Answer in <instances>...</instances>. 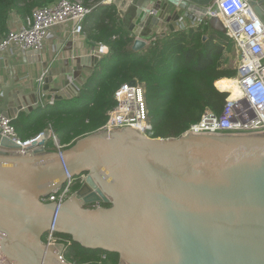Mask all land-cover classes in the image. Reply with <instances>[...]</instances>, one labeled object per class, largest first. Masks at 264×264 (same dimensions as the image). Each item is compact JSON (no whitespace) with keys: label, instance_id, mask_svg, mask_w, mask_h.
Listing matches in <instances>:
<instances>
[{"label":"water","instance_id":"95a60500","mask_svg":"<svg viewBox=\"0 0 264 264\" xmlns=\"http://www.w3.org/2000/svg\"><path fill=\"white\" fill-rule=\"evenodd\" d=\"M113 1L135 37L133 51L142 52L149 39L168 33L145 37V26L169 23L175 32L173 22L181 15L174 8L194 19L190 5L207 7L214 0ZM251 5L264 23V0ZM134 13L138 28L129 17ZM209 26L226 34L219 18L210 19ZM29 52L48 75L42 87L20 85L16 75L0 86V112L12 119L43 107L41 96L51 89L55 60L42 62L41 51L20 50L25 63ZM73 62V75L51 92L55 100L78 97L80 87L73 81L82 86L83 70L93 71L99 59ZM51 136L45 131L44 139H35L32 151L22 154L23 147L0 129V236L11 264H70L62 257L64 244H43L49 232L70 236L86 250L118 254L120 264H264V136L154 139L127 128L99 131L48 153ZM85 174L81 188L65 202H45L69 177Z\"/></svg>","mask_w":264,"mask_h":264},{"label":"trees","instance_id":"16d2710c","mask_svg":"<svg viewBox=\"0 0 264 264\" xmlns=\"http://www.w3.org/2000/svg\"><path fill=\"white\" fill-rule=\"evenodd\" d=\"M59 1L0 0V38L8 33L13 14L25 20L36 9ZM103 1L85 0L93 11L89 15L91 23L83 27V33L93 43L107 46L109 54L100 59L80 87L78 97L55 100L53 105L18 115L13 125L24 142L51 130L62 150H67L79 139L99 132L116 106V91L133 80L146 87L153 127L151 138H179L191 124L201 120L207 108L215 114L222 112L230 92L219 84L239 74L237 67L226 68L222 62L230 41L226 34L213 31L209 22L204 21L198 27L155 36L145 50L135 52L132 49L135 37L124 27L117 6L101 5ZM46 151H58L52 137L46 143ZM81 186L78 183L73 192ZM100 252L86 250L73 242L64 259L70 264H98L102 261ZM107 254L106 264L121 263L118 254Z\"/></svg>","mask_w":264,"mask_h":264},{"label":"built area","instance_id":"2783aa9c","mask_svg":"<svg viewBox=\"0 0 264 264\" xmlns=\"http://www.w3.org/2000/svg\"><path fill=\"white\" fill-rule=\"evenodd\" d=\"M252 0H214L207 7L190 5L189 12L194 16L195 25H189L188 18L181 15L177 21L176 30H187L189 26L198 27L204 21L219 18L226 29V36L236 45L237 54L242 55L238 60L239 74L236 78L238 92L226 99V104L220 114L207 108L200 121L190 125L185 134L206 136H264V23L259 18ZM113 0H105L101 5H110ZM178 10V9H177ZM93 9L85 5V0H60L48 7L36 9L32 17L25 19L23 25L16 30H10L0 39V55L6 54L12 47L25 51H42L53 28L72 22L75 24L74 33L83 34L84 22ZM182 12V11H180ZM151 14L155 15L156 11ZM190 27V28H193ZM149 43V41H148ZM97 56L101 59L109 54L105 45H97ZM42 76L38 83H43ZM43 107L53 105L55 99L43 102ZM116 106L109 113L107 123L100 131L118 132L123 129H133L140 134L151 137L153 127L149 121V110L146 101L145 84L137 81L135 86L126 83L115 93ZM16 119V118H15ZM11 117L0 112V129L2 135L23 147L22 154H27L31 144L36 139H44V133L34 139L24 142L16 131ZM54 144L58 151H62L57 135L52 131ZM47 143V141H46ZM45 143V147H46ZM87 175L69 177L66 184L53 191L45 200L46 203L62 204L70 198L74 187L83 184ZM3 237L0 236V264H11L1 245ZM43 244L55 246L64 244V258L68 247L73 243L71 239L59 237L54 232L47 233ZM108 257L102 256V261Z\"/></svg>","mask_w":264,"mask_h":264},{"label":"crops","instance_id":"0c3cea01","mask_svg":"<svg viewBox=\"0 0 264 264\" xmlns=\"http://www.w3.org/2000/svg\"><path fill=\"white\" fill-rule=\"evenodd\" d=\"M123 1V0H122ZM121 1V2H122ZM156 0H150V2H155ZM114 2V1H113ZM127 5H124L123 12L126 13L128 8ZM129 7V6H128ZM179 12L180 15H183V12H180L176 8L173 11ZM172 11V12H173ZM174 12V13H175ZM124 13V14H125ZM89 17L84 22V26H87L91 23ZM130 19L132 20V25L135 28H138V19L135 17V13ZM122 22H124V16H121ZM194 19H189V25H195L196 22L193 21ZM25 22L20 16L13 14L10 18L8 23V31L19 29L23 23ZM166 22V20H164ZM175 28H177V22H173ZM136 24V25H135ZM170 24L166 25H158L153 24L150 26H145L143 28L144 36L146 37L148 34L151 33H159L163 32L165 29H168V33L171 32ZM75 24L72 22L62 24L53 28L49 38L47 39L44 49L41 51L42 54V62L46 60H55L54 70H53V79L50 86V91L45 93L42 99L45 104L49 102L51 99H55V95L51 92L57 91L60 88H63V81L68 78V75H73L75 68H74V61L75 58L80 57H91L93 59V63L100 58L97 56L98 46L96 43L90 41L86 34H75L74 33ZM125 27V26H124ZM140 27V26H139ZM193 27V26H189ZM131 33V32H130ZM132 34V33H131ZM149 35V36H150ZM133 36V35H132ZM158 36V35H155ZM3 38V37H2ZM155 38V37H154ZM1 39V38H0ZM153 39V38H151ZM149 39L148 41L150 42ZM21 49L12 47L4 54L3 56L0 55V86H5V84H9L12 78V75H16L21 78L20 85H28L32 82H35L38 86V80L44 76L43 83L41 85L45 86V80L48 75V71L43 68V63H37V56L33 55V53L29 52V56L26 58V63L24 57L22 55H18ZM102 59V58H101ZM70 61V65L67 66L66 62ZM92 70L84 69L82 72V77L84 79V83L90 76ZM78 87H81L76 81H73ZM1 110V104H0ZM21 112L18 113V115ZM17 115V117H18ZM16 117V118H17Z\"/></svg>","mask_w":264,"mask_h":264},{"label":"rangeland","instance_id":"374dc122","mask_svg":"<svg viewBox=\"0 0 264 264\" xmlns=\"http://www.w3.org/2000/svg\"><path fill=\"white\" fill-rule=\"evenodd\" d=\"M222 62L226 68H236L238 66V54H237L236 45L231 40L226 45ZM106 263L107 261L103 262L102 264H106Z\"/></svg>","mask_w":264,"mask_h":264},{"label":"bare ground","instance_id":"6f19581e","mask_svg":"<svg viewBox=\"0 0 264 264\" xmlns=\"http://www.w3.org/2000/svg\"><path fill=\"white\" fill-rule=\"evenodd\" d=\"M237 79L238 78H234V79H228L226 81L220 82L219 86L221 89H224L226 91L231 92L232 96L235 97L237 95L238 92V83H237Z\"/></svg>","mask_w":264,"mask_h":264},{"label":"flooded vegetation","instance_id":"af4514ba","mask_svg":"<svg viewBox=\"0 0 264 264\" xmlns=\"http://www.w3.org/2000/svg\"><path fill=\"white\" fill-rule=\"evenodd\" d=\"M59 237H62V238H64V239H69L68 238V236H62V235H59V234H57ZM67 251V250H66ZM100 252V251H99ZM66 253V252H65ZM100 254H101V257L104 255V256H106V257H108V254L107 253H105V252H100Z\"/></svg>","mask_w":264,"mask_h":264}]
</instances>
